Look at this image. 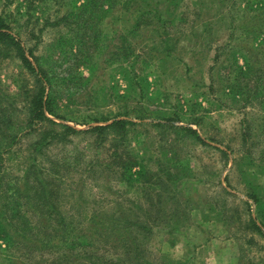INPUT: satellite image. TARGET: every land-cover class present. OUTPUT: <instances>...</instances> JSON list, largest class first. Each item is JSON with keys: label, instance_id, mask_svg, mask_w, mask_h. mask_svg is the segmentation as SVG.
Masks as SVG:
<instances>
[{"label": "rangeland", "instance_id": "rangeland-1", "mask_svg": "<svg viewBox=\"0 0 264 264\" xmlns=\"http://www.w3.org/2000/svg\"><path fill=\"white\" fill-rule=\"evenodd\" d=\"M252 1L184 0L185 21L139 29L129 40L146 52L136 67L148 81L143 80L141 91H127L122 59L110 52L133 26V17L128 22L110 17L94 21L82 11L86 0H0V15L33 65L51 79L47 92L67 120L53 119L86 129L82 121L134 109L132 117L141 113L149 118L136 119L135 130L130 127L132 152L167 153L175 163L180 158L186 176L168 183L176 192L162 189L163 206L152 209L153 215L173 220L172 225L155 224L149 249L157 263L264 264V236L247 228L257 208L246 193L256 191L264 199V91L253 93L264 81V48L258 46L261 38L248 31L252 25L264 26V4L252 20ZM115 10L119 15L120 4ZM34 84L21 61L0 45V109L22 123L21 110ZM168 119L196 129L208 145L155 125ZM31 139H21L17 158L6 163L9 172L21 174ZM73 139L48 153L68 165V183L78 189L81 225L91 224L101 210L142 214L141 191L107 172L105 150L96 149L86 136ZM218 148L228 151V157ZM61 239L50 238L56 247L33 239L36 249L18 251L5 250L0 241V264H92L68 247L71 238Z\"/></svg>", "mask_w": 264, "mask_h": 264}, {"label": "trees", "instance_id": "trees-1", "mask_svg": "<svg viewBox=\"0 0 264 264\" xmlns=\"http://www.w3.org/2000/svg\"><path fill=\"white\" fill-rule=\"evenodd\" d=\"M183 1L86 0L82 6V11H88V16L94 21L110 17L128 22L133 17V26L125 29L121 44L110 52L111 56L117 55L122 59L123 75L128 82L127 91H133V87H138L141 91L143 80L148 81V78L141 77L136 67L137 60L145 58L146 52L138 49L129 38L147 25L158 24L166 27L185 21V14L181 11ZM119 4L121 12L116 15L119 11L115 9ZM259 4H264V0H253L249 4L251 9L255 8L252 20L259 16ZM256 26L252 25L248 31L254 39L261 38L258 46L263 49L264 26ZM0 45L10 50L13 56L21 61L35 83L34 90L28 89L21 110L24 114L22 123L18 122L15 116H9L6 109H0V241L5 250L36 249L37 246L30 243L33 239L48 240L51 247H56L58 244L50 238L56 241V237L60 240L67 237L71 238L68 247L75 249L80 258L93 260L92 264H161L153 258L149 243L154 236V228L159 226L155 224L165 222L172 225L173 220L153 215L152 209L160 210L163 206L162 189L176 192V189L168 187V183L186 176L187 171L180 158H176L175 163L167 153L155 156L132 152L127 143L130 127L135 130L138 125L136 119L143 122L149 118L141 113L132 117L134 109L127 108L112 117L101 115L91 121H82L88 125L86 129H78L53 119L52 116L67 120L65 115L59 112L56 100L47 92V84H51V79L43 69L33 65L21 39L11 32L1 15ZM248 85L244 88L247 87V95L252 96L249 95L252 89L248 88ZM238 88H242V85ZM258 88H261V91ZM263 91L264 81L255 87L253 93L260 94ZM170 120L155 122V125L163 129H175V134L181 139L189 137L193 141L208 145L196 129L168 123ZM29 135L32 139L26 160L21 163L24 167L20 169L21 174H13L9 172L6 163L17 158V146L23 137ZM78 136L88 137L96 149L105 150L106 170L120 177L117 179L118 183L141 191L139 209L142 214L130 217L114 208L112 211L101 210L99 216L89 220L91 224L85 227L81 225L83 220H80L78 213L82 211L78 209V197L75 196L78 189L68 183V165L64 160L48 153L51 147L72 143L73 138ZM218 150L228 157V151L221 148ZM162 157L167 158L168 162L163 161ZM246 195L254 201L257 208V217L253 218L251 215L247 228H254L264 236V199L256 191H250ZM142 198L145 199L146 207L142 206ZM41 237H44L43 240Z\"/></svg>", "mask_w": 264, "mask_h": 264}]
</instances>
